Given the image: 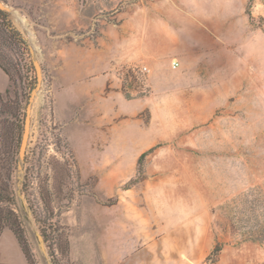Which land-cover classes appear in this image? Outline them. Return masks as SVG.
I'll list each match as a JSON object with an SVG mask.
<instances>
[{
	"label": "rangeland",
	"instance_id": "rangeland-1",
	"mask_svg": "<svg viewBox=\"0 0 264 264\" xmlns=\"http://www.w3.org/2000/svg\"><path fill=\"white\" fill-rule=\"evenodd\" d=\"M1 1L28 46L2 94L22 105L0 113L7 129L36 81L29 50L42 72L14 175L34 262L39 233L54 264H264L231 210L264 188V0ZM71 74L85 96L64 108Z\"/></svg>",
	"mask_w": 264,
	"mask_h": 264
},
{
	"label": "trees",
	"instance_id": "trees-1",
	"mask_svg": "<svg viewBox=\"0 0 264 264\" xmlns=\"http://www.w3.org/2000/svg\"><path fill=\"white\" fill-rule=\"evenodd\" d=\"M84 0H81L83 3ZM247 14L249 12L247 11ZM5 50L13 51L19 55V59H13ZM28 54V46L25 38L12 26L7 17V13L0 10V68L7 74L9 81H14L15 75H19V70L28 64L23 62ZM24 57V58H23ZM19 61V62H17ZM22 65V66H21ZM15 103V104H14ZM16 105L15 110H21L22 105L11 98H3L0 93V106L2 115L16 117L12 115L10 108ZM20 113V112H19ZM19 119V118H18ZM23 119L21 128L19 125L10 129L14 130V145L11 146L13 137L8 140L7 120H0V233L8 228L13 231L23 254L29 264H36L31 256L30 245L25 234V229L20 219L16 207V197L14 191V175L16 172L17 157L21 132L23 129ZM152 149V148H151ZM151 149L142 152L137 159V172H141L142 163ZM233 222L237 226L240 236L243 240L264 242V188L252 187L239 195L235 206L231 207ZM221 249V244H216L212 249L209 259H213Z\"/></svg>",
	"mask_w": 264,
	"mask_h": 264
},
{
	"label": "crops",
	"instance_id": "crops-1",
	"mask_svg": "<svg viewBox=\"0 0 264 264\" xmlns=\"http://www.w3.org/2000/svg\"><path fill=\"white\" fill-rule=\"evenodd\" d=\"M106 53V51H105ZM107 55V54H106ZM131 60H118L119 63H125ZM100 63L96 65L97 69H100ZM69 79H66V78ZM82 75L71 74L67 75L63 79V83L60 87V93L62 98L59 100V105L62 107L71 106L75 96V92H83L85 96V81L82 80ZM9 87V78L7 74L0 68V93L3 94ZM18 244L14 238V234L11 230L5 228L0 233V264H26L23 256L21 255Z\"/></svg>",
	"mask_w": 264,
	"mask_h": 264
},
{
	"label": "water",
	"instance_id": "water-1",
	"mask_svg": "<svg viewBox=\"0 0 264 264\" xmlns=\"http://www.w3.org/2000/svg\"><path fill=\"white\" fill-rule=\"evenodd\" d=\"M0 10L3 11H9L10 8L5 5L1 0H0ZM31 53V58H32V64L35 70V75H36V81L29 93L28 97V102L25 106V115H24V121H23V129H22V134H21V139H20V144H19V150H18V157H17V165H16V173L21 174L23 170V165L25 162V156H26V148H27V143H28V137H29V131H30V113H31V108H32V103L34 101L35 96L37 95L38 91L40 90L41 82H42V72H41V66L39 62L34 58V53L33 50H29ZM21 178H18L17 181V188L21 189ZM17 189V190H18ZM17 194L19 196V199H21L20 196V191H17ZM21 202V200H20ZM26 212L28 213V216H25V219L30 215V210L28 206L23 204ZM36 238H37V246L39 251L46 257L47 264H54L51 260V258L47 255L46 248L44 246V239L43 237L39 234L36 233Z\"/></svg>",
	"mask_w": 264,
	"mask_h": 264
},
{
	"label": "built area",
	"instance_id": "built-area-1",
	"mask_svg": "<svg viewBox=\"0 0 264 264\" xmlns=\"http://www.w3.org/2000/svg\"><path fill=\"white\" fill-rule=\"evenodd\" d=\"M178 65V62L174 59L171 61V66L176 67ZM143 70H147L146 66L143 67Z\"/></svg>",
	"mask_w": 264,
	"mask_h": 264
}]
</instances>
